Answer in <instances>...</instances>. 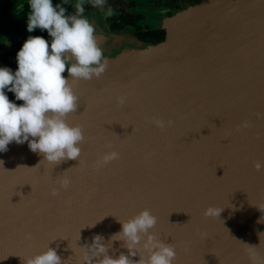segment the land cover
I'll list each match as a JSON object with an SVG mask.
<instances>
[{
	"label": "water",
	"instance_id": "95a60500",
	"mask_svg": "<svg viewBox=\"0 0 264 264\" xmlns=\"http://www.w3.org/2000/svg\"><path fill=\"white\" fill-rule=\"evenodd\" d=\"M160 24L163 39L107 54L98 78L70 81L79 160L55 165L27 141L0 152V264L48 246L65 264H88L96 235L108 255H129L112 236L146 208L158 217L149 231L175 246L173 264H264V167H254L264 162V0H202ZM113 149L119 159L97 167ZM210 206L220 216H206Z\"/></svg>",
	"mask_w": 264,
	"mask_h": 264
},
{
	"label": "clouds",
	"instance_id": "9594fccd",
	"mask_svg": "<svg viewBox=\"0 0 264 264\" xmlns=\"http://www.w3.org/2000/svg\"><path fill=\"white\" fill-rule=\"evenodd\" d=\"M68 2L64 0V3ZM88 2L76 0L75 13L66 14L67 9L54 0H28V32L40 28L52 39L49 43L43 36H29L16 55L17 70L13 72L8 67H0V152L7 151L13 141L18 144L27 141L31 151L42 154L44 160L55 165L64 160H79L80 145L85 137L81 125L68 122V115L78 108V96L70 81L98 78L108 63L94 35L95 26L84 16V4ZM90 2L94 8L105 5V0ZM113 14L109 7L105 15ZM6 90L13 92L16 100L23 103L18 105L11 101ZM117 102L123 106L126 97H118ZM150 122L161 129L173 124L172 120L161 118H151ZM249 125V121L243 122L244 127ZM108 147L112 148V145ZM119 156L120 153L113 149L99 158L96 165L101 167ZM254 167L259 171L264 162L255 161ZM59 183L67 188L70 180L64 177ZM58 194L59 189L53 188L52 195ZM220 213L212 206L205 210L206 216H220ZM120 222L122 230L113 235L112 240H123L130 254L121 253L118 258H113L107 254L103 237L96 235L91 246L86 247L91 252V255L87 252L84 255L88 264H173L175 246L159 240L149 231L158 222L150 209H143ZM26 238L31 239V234H26ZM141 247L147 251V256L140 255L138 261L131 259ZM94 257L97 258L95 261ZM26 264H65V261L56 249L48 246L46 251L27 259Z\"/></svg>",
	"mask_w": 264,
	"mask_h": 264
},
{
	"label": "flooded vegetation",
	"instance_id": "af4514ba",
	"mask_svg": "<svg viewBox=\"0 0 264 264\" xmlns=\"http://www.w3.org/2000/svg\"><path fill=\"white\" fill-rule=\"evenodd\" d=\"M60 0H54V3H59ZM146 1H151L152 4L145 6ZM202 0H114L111 5L116 8V12L112 16H107L106 20V32L117 34L122 32L130 33L135 35L138 39L145 42L138 34V29H135V23L142 26V30L146 28H158L164 29L159 22L160 18L165 15L172 13L178 7H185L191 3L199 2ZM61 5L65 7L66 3L62 0ZM92 4H84V14L92 8ZM151 12L152 16H147L146 13ZM161 10L162 12H159ZM28 0H0V67H8L13 72L18 68L16 55L23 46L25 40L29 36H43L46 40L51 43V37L46 30L36 28L33 32L27 30V14H28ZM74 5L70 6L66 14H74ZM162 14V16H160ZM124 22V26L113 28L115 22ZM103 35V39L99 42V46L104 51L105 49H113L119 45L118 42L114 41L111 46H106L103 43L106 40V33L102 31L95 32ZM116 45V46H115ZM66 71L64 75H66ZM11 101L16 104H22L23 101L16 100L13 92L6 90Z\"/></svg>",
	"mask_w": 264,
	"mask_h": 264
},
{
	"label": "rangeland",
	"instance_id": "374dc122",
	"mask_svg": "<svg viewBox=\"0 0 264 264\" xmlns=\"http://www.w3.org/2000/svg\"><path fill=\"white\" fill-rule=\"evenodd\" d=\"M114 0H105V5L103 8L100 7H92L90 8L85 14L84 16H86L89 21L95 26V32H99L102 31L103 33H106V40L103 43L106 46H111L113 44L114 41L118 42L119 45L117 47H114L113 49H105L103 51L104 56L106 57L107 54H118L119 52H121V50H129L132 48H139L145 45V42L138 39L135 35L130 34V33H126V32H122L119 33V35L117 34H112L109 32H106V25L108 24L107 20H106V11L107 9L110 7L112 8L113 12H116V8H114V6L111 5V3ZM62 0L59 1L58 4H61ZM76 3V0H69L68 3H66L65 8L68 10V8L72 5H74ZM90 0L88 3L85 4H90ZM145 6L150 5L153 3H151V1H146ZM148 11V10H147ZM159 12H162L161 10H159ZM171 14V13H169ZM147 16H152L151 12H147L146 13ZM168 14H165L163 16H166ZM160 16H162V14H160ZM163 16L160 18L159 22H161ZM116 46V45H115ZM104 57V58H105ZM67 72V71H66Z\"/></svg>",
	"mask_w": 264,
	"mask_h": 264
},
{
	"label": "trees",
	"instance_id": "16d2710c",
	"mask_svg": "<svg viewBox=\"0 0 264 264\" xmlns=\"http://www.w3.org/2000/svg\"><path fill=\"white\" fill-rule=\"evenodd\" d=\"M183 6L181 7H178L177 9H180L182 8ZM186 7V6H185ZM184 8V7H183ZM175 9V10H177ZM174 10V11H175ZM134 24H135V29H138V34L143 38L145 39V42H156V41H159L161 39L164 38L165 36V32H164V29H158V28H146L144 30H142V26L138 23H135V20H133ZM124 22H120L118 20V22H115V25H113V28H118V27H122L124 26Z\"/></svg>",
	"mask_w": 264,
	"mask_h": 264
}]
</instances>
